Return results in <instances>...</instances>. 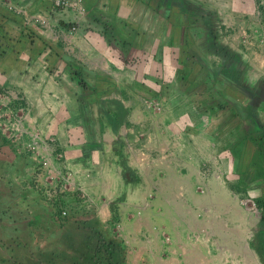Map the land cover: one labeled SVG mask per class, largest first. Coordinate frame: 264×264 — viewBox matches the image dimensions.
I'll use <instances>...</instances> for the list:
<instances>
[{"label":"crops","instance_id":"obj_1","mask_svg":"<svg viewBox=\"0 0 264 264\" xmlns=\"http://www.w3.org/2000/svg\"><path fill=\"white\" fill-rule=\"evenodd\" d=\"M82 1L83 16L0 0V264H264L262 215L243 205L264 190H238L225 156L235 131L264 132L255 0ZM38 151L81 188L64 219Z\"/></svg>","mask_w":264,"mask_h":264},{"label":"built area","instance_id":"obj_2","mask_svg":"<svg viewBox=\"0 0 264 264\" xmlns=\"http://www.w3.org/2000/svg\"><path fill=\"white\" fill-rule=\"evenodd\" d=\"M55 9L58 11L66 12V11H77L80 16L84 15V8H83V1L82 0H51ZM19 0H8L7 7L12 10L13 12H16L18 14H22L23 10L20 9L18 6ZM254 14L256 16V20L258 23H260L264 19V0H255V10ZM78 15V16H79ZM38 22H40L42 25H48L46 18H37ZM241 43L247 44L251 39H253L251 32L248 28L243 27L241 30ZM232 38V37H231ZM9 99H11V95H7ZM7 96H0V130L3 127V124L6 127L4 113H3V107H9L8 104L3 103L4 97ZM156 105V104H155ZM155 109L159 111L161 109L160 105H156ZM20 119H16L15 125L19 123ZM2 122V124H1ZM14 127L16 128V126ZM16 131L19 134H23L24 131L16 129ZM36 150V148H34ZM38 154L41 155V157H44L43 153L41 151H38ZM60 159V157L58 156ZM62 158V156H61ZM42 169L46 170L48 173V183L46 186L44 185L42 190V194L45 196L48 203H50L53 206L60 207V215L64 219L68 215V211L63 208V203L61 202V197L63 196L64 191H70L75 193H80L81 188L77 184L75 173L73 171H70L68 169L65 170H57L55 169L49 160V157H44V160L42 162ZM63 190V191H61ZM65 193V192H64ZM56 203L58 205H56ZM251 209L257 213L256 204L253 203L251 206Z\"/></svg>","mask_w":264,"mask_h":264},{"label":"rangeland","instance_id":"obj_3","mask_svg":"<svg viewBox=\"0 0 264 264\" xmlns=\"http://www.w3.org/2000/svg\"><path fill=\"white\" fill-rule=\"evenodd\" d=\"M133 70H136V68H133ZM85 81H86V79H83V81H82L83 82L82 83L83 85H84V82ZM132 92L133 91L130 89V93L129 94H133ZM214 96H215V93H213L211 95V97H213L215 99L216 104H218V103L221 104L222 102H220V99L222 100L223 99V96L220 94V92H217L216 98ZM147 105H148V108L149 109L151 107L152 108L151 110L158 112L155 109V106H156L155 104L154 105L147 104ZM147 105H146V108H147ZM181 106L183 108H185L186 106H189L190 108H192V106H194V105L193 104H188L187 105V104L184 103ZM225 106L228 107L229 105L228 104H225ZM262 117L263 118H262L261 121L263 122V125H264V114H263ZM257 131H259V133H262L263 132L262 129H260V130L259 129H255L254 133H252L249 136V138L251 140H253V141L255 140L252 144H250L249 142H245L244 144H240L241 142L239 141V139H241L240 136H244V130L243 129H240V130L235 131V133L232 136L235 135L236 138L238 139L237 140V143H236L237 145L234 148L231 149V154H230V152L227 153V154H225L226 158H227V156L228 157L229 156H235L236 157V159H235L236 161H233L235 163V165H236L235 166V169H236L237 173L240 172V171L243 173V174H241V176L237 177V179H236L237 182H234V183L242 184L240 187H238V190H240L243 194H251V195H253V197H255L254 194H258L260 191L264 190V179L257 178V177H254L253 178V172L251 170L252 160L250 161V157H249V154L258 152L259 150H257V149L258 148H262L261 147L262 146L261 145V138H262V136H260L259 134H257ZM262 134H264V132ZM256 137H257V141H256ZM222 142H224V145L225 146H228V143H231L232 140L230 138L226 137V139H224ZM262 152H264V149L262 151L258 152V153H260V155L262 157L261 159L258 158L260 160H264V154ZM250 156H252V155H250ZM255 163H256V166H257V164L259 163V161L258 162H255ZM256 170H257V168H256ZM244 200H245V203L243 205L246 208H248V207L251 208V206H252L253 203L256 204V201H255L256 199H254L255 202H253V201H247L246 199H244ZM256 209H257V212H259V209L257 208V206H256Z\"/></svg>","mask_w":264,"mask_h":264},{"label":"trees","instance_id":"obj_4","mask_svg":"<svg viewBox=\"0 0 264 264\" xmlns=\"http://www.w3.org/2000/svg\"><path fill=\"white\" fill-rule=\"evenodd\" d=\"M167 89H170V88H167ZM260 136H262V138H261V147L262 148H260L261 149V151L264 149L263 147H264V134H262L261 135V133L259 134ZM262 153H264V152H262ZM256 206H257V208L259 209V212L261 213V217H262V221L264 222V201H261V200H257L256 201Z\"/></svg>","mask_w":264,"mask_h":264}]
</instances>
